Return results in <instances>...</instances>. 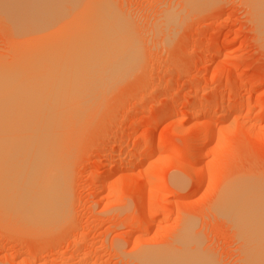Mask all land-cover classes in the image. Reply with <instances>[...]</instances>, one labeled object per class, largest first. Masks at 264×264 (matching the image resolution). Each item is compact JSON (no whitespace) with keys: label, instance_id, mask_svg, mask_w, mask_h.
I'll list each match as a JSON object with an SVG mask.
<instances>
[{"label":"rangeland","instance_id":"1","mask_svg":"<svg viewBox=\"0 0 264 264\" xmlns=\"http://www.w3.org/2000/svg\"><path fill=\"white\" fill-rule=\"evenodd\" d=\"M36 1L0 0V61L12 59L17 24L36 15ZM100 1L132 22L140 61L73 147L67 219L36 232L0 214V264H143L144 250L186 246L215 264H250L252 247L264 261V234L256 244L245 213L264 208V32L250 1ZM228 98L244 104L224 116ZM197 136L211 141L200 163L187 156ZM145 144L165 147L141 153ZM190 162L204 169L203 185Z\"/></svg>","mask_w":264,"mask_h":264},{"label":"bare ground","instance_id":"2","mask_svg":"<svg viewBox=\"0 0 264 264\" xmlns=\"http://www.w3.org/2000/svg\"><path fill=\"white\" fill-rule=\"evenodd\" d=\"M196 1L192 0V5L200 4V0ZM249 1L258 25L264 29V0ZM36 2L38 6L33 5L38 7L36 15H31V19L27 15L29 20L25 17V21L17 24L18 46L15 34L11 37L15 45L12 59L0 61V214L11 217L10 220L18 218L16 222L42 232L57 228L70 214L73 147L94 114L98 111L97 116L104 107L113 87L130 77L137 67L142 40L139 41L138 31L129 18L109 2ZM175 17L168 10L164 18L167 25ZM231 98L223 109L224 116L233 106L243 107L242 98ZM210 142L198 137L195 150H190L187 156L200 163L206 158L204 150ZM147 144L139 149L141 153L164 146ZM193 163L184 167L201 186L204 169ZM123 166L122 170L128 171L135 162L129 160ZM99 179L97 196L106 189L105 179ZM238 199V193L231 197L234 205ZM245 213L255 221L252 235L258 244L264 234V208L249 207ZM143 224L142 227L148 228L150 223ZM183 248L144 250L143 264H215L208 254L196 248L191 251L187 246ZM249 254L250 264H264L260 250L252 247Z\"/></svg>","mask_w":264,"mask_h":264}]
</instances>
